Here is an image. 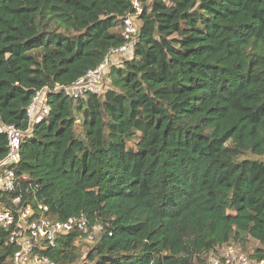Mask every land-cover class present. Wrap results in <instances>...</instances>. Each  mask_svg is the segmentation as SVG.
Returning a JSON list of instances; mask_svg holds the SVG:
<instances>
[{
    "label": "trees",
    "instance_id": "trees-1",
    "mask_svg": "<svg viewBox=\"0 0 264 264\" xmlns=\"http://www.w3.org/2000/svg\"><path fill=\"white\" fill-rule=\"evenodd\" d=\"M138 2L132 58L73 99L54 88L124 43L131 0H0V125L24 132L0 206L104 227L83 259L76 232L38 251L56 264H194L247 236L263 260L264 0ZM15 251L0 228V264Z\"/></svg>",
    "mask_w": 264,
    "mask_h": 264
},
{
    "label": "built area",
    "instance_id": "built-area-1",
    "mask_svg": "<svg viewBox=\"0 0 264 264\" xmlns=\"http://www.w3.org/2000/svg\"><path fill=\"white\" fill-rule=\"evenodd\" d=\"M133 13L123 18L122 36L124 43L111 48L103 61L95 68L88 70L82 77L67 87L56 86L54 91L62 90L70 98L78 99L87 94L101 95L105 92L110 69L121 65L123 60L131 59L133 46L138 35V16L142 9L138 0H131ZM47 87L36 92L27 107L26 115L31 123L39 122L49 112L46 103ZM0 133L7 137L8 151L0 161V192H12L16 187V175L13 167L20 161L21 142L24 132L14 125H0ZM19 198L13 199V204L19 203ZM48 208L39 205L36 214L30 206L13 212L0 206V228L8 232V243L16 251L13 255L15 264H56L49 258L42 256L39 250H45L55 245L59 236L72 232L84 238L88 246L93 243L96 234L104 230L102 225L90 226L85 215L71 217L65 221H57L47 214ZM111 235V233H108ZM205 264H264V259L257 261L243 253L236 246L225 245L217 247L205 258Z\"/></svg>",
    "mask_w": 264,
    "mask_h": 264
},
{
    "label": "rangeland",
    "instance_id": "rangeland-1",
    "mask_svg": "<svg viewBox=\"0 0 264 264\" xmlns=\"http://www.w3.org/2000/svg\"><path fill=\"white\" fill-rule=\"evenodd\" d=\"M138 25H140V22H138ZM106 88H108V86H106ZM106 90V89H105ZM261 160H264V158H261ZM81 247H80V252L83 255L82 259L85 257V254L87 252L88 246L85 245V243H81ZM258 246V242L253 240L252 238H250L249 236L246 237L245 242H244V246L243 247H238L236 246L239 250H241L243 253L250 255L254 249ZM203 262H205V260H203L202 258L195 260L194 264H202ZM79 264V263H78Z\"/></svg>",
    "mask_w": 264,
    "mask_h": 264
}]
</instances>
